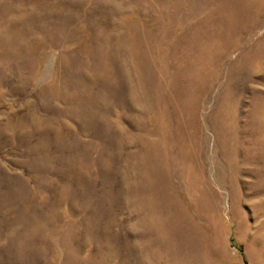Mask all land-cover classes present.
Wrapping results in <instances>:
<instances>
[{
    "label": "rangeland",
    "instance_id": "obj_1",
    "mask_svg": "<svg viewBox=\"0 0 264 264\" xmlns=\"http://www.w3.org/2000/svg\"><path fill=\"white\" fill-rule=\"evenodd\" d=\"M0 264H264V0H0Z\"/></svg>",
    "mask_w": 264,
    "mask_h": 264
}]
</instances>
